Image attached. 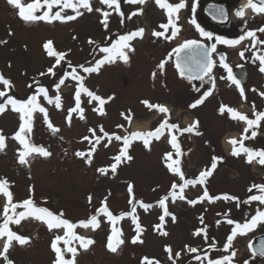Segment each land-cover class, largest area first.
Wrapping results in <instances>:
<instances>
[{
    "label": "rangeland",
    "instance_id": "1",
    "mask_svg": "<svg viewBox=\"0 0 264 264\" xmlns=\"http://www.w3.org/2000/svg\"><path fill=\"white\" fill-rule=\"evenodd\" d=\"M207 1L169 0L185 4L177 12L156 0H0V264H223L222 251L231 249L241 264L252 260L249 236L203 246L175 231L162 212L179 182L170 146L124 130L134 120L132 130L144 131L166 103L176 119L201 120L202 136L186 141L192 153L210 141L229 154L233 144L223 139L240 129L215 112L219 104L242 112L264 104L263 91L192 92V101L177 91L172 55L193 35L192 10L206 23ZM214 1L230 9L229 33L241 41L225 50L228 60L248 71L246 88L264 85L255 63L264 52L251 44L264 39V31H251L264 29V12H238L246 0ZM257 131L264 135V121ZM170 144L177 150L181 139ZM253 144L264 149V136L263 145ZM232 160L216 177L226 186L264 180L263 166L253 171Z\"/></svg>",
    "mask_w": 264,
    "mask_h": 264
},
{
    "label": "flooded vegetation",
    "instance_id": "2",
    "mask_svg": "<svg viewBox=\"0 0 264 264\" xmlns=\"http://www.w3.org/2000/svg\"><path fill=\"white\" fill-rule=\"evenodd\" d=\"M164 2L169 4L168 0ZM228 2L232 6L235 4V0H228ZM263 4L264 1L253 2L250 0L243 5L244 7L238 6V4L236 7L239 8L238 12L240 13L242 12V7L246 10L264 12L261 8ZM179 5L181 4L177 3V6ZM202 8L203 5L201 6V11ZM192 15L193 10L188 17L189 22L192 24L193 35L183 42H180L176 46L174 54L183 44L194 40L200 41L205 47L214 45V51L210 57V72L199 78L182 76L173 59L174 54L172 55V68L177 73L179 77L178 81L181 83V86L176 89L177 91H181L182 98L186 97L189 101H192V92L194 94L203 93L222 96L225 94L223 91L228 87H232L240 93L247 91L256 93L264 92L263 83L256 86L253 85L250 89L246 88L249 81L248 71L246 69L244 71L242 69L244 67L232 65V62L227 58L225 50L237 48L241 42L232 33H229V30L233 26H230L229 23L226 25H215L205 16L203 17L206 23L203 24L201 19L196 22V18L192 17ZM211 26L224 32H216V34H213L211 32ZM251 31L253 34L256 31L261 33L264 29H251ZM176 32H178V29ZM196 34L197 38L194 36ZM256 43H258L257 49H259L257 51L260 52L261 49L264 52V39L251 41L254 48H256ZM219 49L220 51H218ZM255 60V63H257L256 69L259 70L258 75L264 81V55H256ZM177 63L180 66L178 60ZM244 73H247V79L246 82L241 83L240 81ZM196 101L193 100V103H196ZM251 106L253 108L249 112H242L239 106H234L233 104L228 106L219 104L215 110L219 114L221 111V116L224 113L228 118L234 117L240 129L237 140L234 143V148L238 149L231 154H228L224 150L221 143L215 146L210 141L204 142L207 148L206 150L203 149L205 151L202 150L200 152L198 151V153H192L186 141L194 138H189L184 133L179 135L181 145L177 151L172 153L173 158L179 166L178 173L176 174L179 182L163 197L168 202L162 212L165 216L171 217L172 227L182 237L187 235L194 239L195 235L190 230L195 227L198 228L196 236L202 239L203 245L207 246L211 245L213 238L217 239L220 236H223L222 239L226 240L243 238V236H249L252 240H255L258 236L264 235H259L258 233L259 225L264 221V217L262 216V210H264V193L263 191L261 192L258 181L247 180L243 185L237 179V181H231L230 185L226 186L225 182L220 181V177L216 178L221 166L224 165L225 160L229 156L233 158L232 161H235L236 166L241 164L247 165L248 168L249 165L255 166L254 168L256 169L251 167L253 171L258 170L259 166L264 164V149L253 147V143L255 142L263 145L264 135L260 134L257 130L259 124L264 121V104L261 106ZM160 112L162 121L160 122L159 130L155 131L154 134H156L159 141H162L166 131H169V128L172 131L176 130V133L179 134L178 126L183 120L176 119L175 112L173 111L162 109ZM194 117L196 116L194 115ZM173 119L177 121L171 122ZM148 135L150 136L151 134L148 132ZM199 137H201L200 132H198L196 138ZM215 147L217 148L215 149ZM191 155L195 157H191ZM194 159L195 163H193ZM234 170H237V168ZM258 177L257 175L256 178ZM260 193H262V200L259 199ZM169 197H171L170 201ZM184 220H188V222H184ZM206 227L208 228L205 231ZM217 248L221 251L219 246ZM248 249V253L254 262H251V259H247L245 264H264V257L252 252L251 243L250 245L248 244ZM231 250L228 253L222 251L225 254L222 262L225 263L235 259L238 264H241L242 255L238 254L237 249Z\"/></svg>",
    "mask_w": 264,
    "mask_h": 264
},
{
    "label": "water",
    "instance_id": "3",
    "mask_svg": "<svg viewBox=\"0 0 264 264\" xmlns=\"http://www.w3.org/2000/svg\"><path fill=\"white\" fill-rule=\"evenodd\" d=\"M264 1V0H253ZM264 10V4L261 5ZM203 15L209 19L213 24L221 25L226 24L229 21V10L221 3L210 1L203 7ZM213 51V46H210L205 50L204 46L200 43L191 42L183 44L179 49L175 60L180 63L178 68L184 76L198 78L208 72L210 69V55ZM246 81V75L243 74L241 82ZM252 249L255 253L264 256V236L259 237L252 245Z\"/></svg>",
    "mask_w": 264,
    "mask_h": 264
},
{
    "label": "bare ground",
    "instance_id": "4",
    "mask_svg": "<svg viewBox=\"0 0 264 264\" xmlns=\"http://www.w3.org/2000/svg\"><path fill=\"white\" fill-rule=\"evenodd\" d=\"M242 4H243V3H242ZM245 13H246V12H245ZM233 15H234V14H233ZM244 16H247V15L244 14ZM134 128H136V127H134Z\"/></svg>",
    "mask_w": 264,
    "mask_h": 264
}]
</instances>
